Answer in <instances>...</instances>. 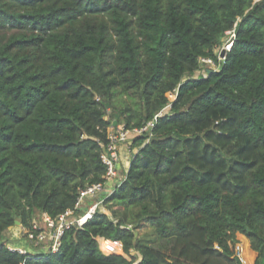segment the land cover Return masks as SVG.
<instances>
[{"label":"trees","instance_id":"obj_1","mask_svg":"<svg viewBox=\"0 0 264 264\" xmlns=\"http://www.w3.org/2000/svg\"><path fill=\"white\" fill-rule=\"evenodd\" d=\"M168 104L105 197L122 208L97 209L56 251L8 247L17 221L25 237L104 180L112 124ZM142 223L171 248L136 241ZM238 234L264 264V0H0V264H243Z\"/></svg>","mask_w":264,"mask_h":264},{"label":"built area","instance_id":"obj_2","mask_svg":"<svg viewBox=\"0 0 264 264\" xmlns=\"http://www.w3.org/2000/svg\"><path fill=\"white\" fill-rule=\"evenodd\" d=\"M227 34L230 36L229 41L222 47L229 51L232 47L233 40L236 36L235 28L228 30ZM221 52V51H220ZM225 56H220L219 62L225 59ZM203 66L216 69L218 63L210 57L201 58ZM171 98H175V94L170 95ZM171 104L164 107L154 119L147 121L140 127L127 128L125 123H120L111 126V132H108V143L101 144L102 151L100 154L102 162L106 165V174L103 176L104 180L101 182L90 184L79 191V195L73 209H67L56 218H51L47 213H43L42 220L45 226L41 225L37 219L33 220L34 231L28 232L27 239L36 245H40L45 250L56 251L61 245L62 237L66 230L73 226H83L97 208L104 203L105 197L110 195L115 188L125 179V177L115 182L118 177V164H119V148L121 144H133L135 136L144 134L151 131L156 123V119L164 114L166 110L170 108ZM115 183V184H114ZM113 184V185H112ZM93 201L89 204L88 201ZM10 249L19 250L20 252H28L26 249L18 247L13 248L9 245ZM236 254L243 262H246L243 254V247L237 245Z\"/></svg>","mask_w":264,"mask_h":264},{"label":"rangeland","instance_id":"obj_3","mask_svg":"<svg viewBox=\"0 0 264 264\" xmlns=\"http://www.w3.org/2000/svg\"><path fill=\"white\" fill-rule=\"evenodd\" d=\"M229 39H230V36L228 34H226L225 37L223 38L219 48H222L229 41ZM205 74H206L205 68L204 69L201 68L200 70H197L196 72H194L192 74H187L186 77L187 78L201 77V76H205ZM116 102L120 108L127 105V104H131V100L128 99L126 96H122V95H120L119 97L116 98ZM108 109H110V108H108ZM168 111L169 110H167L166 112H168ZM219 117H220V115L215 116L211 120V123L205 127V129L207 127L213 126L214 123L219 119ZM106 118H108L110 121L113 120V115H112L111 111L107 112ZM121 123H124V122L122 121ZM111 126L109 127V130H111ZM139 149H140V147L138 145H136L134 151L138 152ZM120 208H122V207L119 205H116L115 203L107 202V203L101 204L97 209L102 211V212H106V213L112 215L115 210H119ZM42 217H43V215L38 213V214H36L35 219H37V221H39L42 219ZM23 230H24V228H23ZM135 234H137L135 240L140 241L142 245L147 244V245H150V246L158 248V249H163L165 251H168L174 243L173 240H171V239L160 238L157 235L155 228L153 226H151L149 223H142L140 225V227L138 229H136ZM24 238H26V236ZM25 241L28 244V240H25ZM4 242H6V241H4ZM237 245H241V247H243L244 259L246 260V262L244 264H257V259H258L259 254H258V252H256L255 250L252 249L250 240L245 235L238 234L235 249H236ZM133 253L136 254L137 256H141L139 250H134Z\"/></svg>","mask_w":264,"mask_h":264},{"label":"crops","instance_id":"obj_4","mask_svg":"<svg viewBox=\"0 0 264 264\" xmlns=\"http://www.w3.org/2000/svg\"><path fill=\"white\" fill-rule=\"evenodd\" d=\"M116 125V123L112 124ZM111 132V130H110ZM135 147L134 145H128V144H121L119 148V164H118V177L115 179V182L117 183L119 179L123 178L126 176V173L129 169V166L131 164V161L135 154L137 152L134 151ZM115 184V183H114ZM113 185V184H112ZM41 225L45 226L43 220H39ZM8 240L7 245H12L13 248H24L27 251L31 252H39V249L41 247H35L32 245L28 239L24 238V230L23 226L20 224H16L14 226H11L8 229ZM25 240H28V244L26 243Z\"/></svg>","mask_w":264,"mask_h":264},{"label":"water","instance_id":"obj_5","mask_svg":"<svg viewBox=\"0 0 264 264\" xmlns=\"http://www.w3.org/2000/svg\"><path fill=\"white\" fill-rule=\"evenodd\" d=\"M226 52H227L226 48H222V49H221V52H220V56H225V55H226ZM16 223H17V224H20V221H17ZM136 236H137V234H136ZM133 254H134V253H133Z\"/></svg>","mask_w":264,"mask_h":264}]
</instances>
